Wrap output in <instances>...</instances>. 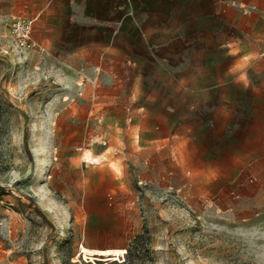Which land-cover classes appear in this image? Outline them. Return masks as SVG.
<instances>
[{
  "label": "rangeland",
  "instance_id": "rangeland-1",
  "mask_svg": "<svg viewBox=\"0 0 264 264\" xmlns=\"http://www.w3.org/2000/svg\"><path fill=\"white\" fill-rule=\"evenodd\" d=\"M8 6L0 264H264V25L230 18L248 5L130 0L112 34L33 33L26 57Z\"/></svg>",
  "mask_w": 264,
  "mask_h": 264
},
{
  "label": "crops",
  "instance_id": "crops-1",
  "mask_svg": "<svg viewBox=\"0 0 264 264\" xmlns=\"http://www.w3.org/2000/svg\"><path fill=\"white\" fill-rule=\"evenodd\" d=\"M10 3L4 9L7 18L14 15H23L34 20V35L42 36L43 33L59 32L60 28H77L82 33L102 32L113 33V25L120 23L123 27L125 20L128 21V8L130 0H0ZM248 5L247 10L231 12L239 15L247 21L250 31L248 35L256 34L257 23L264 25V9L256 4L258 0H238ZM264 2V0H263ZM254 8V9H253ZM242 11V12H241ZM57 23L52 24V20ZM61 20H67L65 25ZM237 27V26H236ZM55 28L57 30H55ZM43 50L44 41L41 40ZM264 138V130H262ZM258 159V158H257ZM261 159H264L261 158Z\"/></svg>",
  "mask_w": 264,
  "mask_h": 264
},
{
  "label": "built area",
  "instance_id": "built-area-1",
  "mask_svg": "<svg viewBox=\"0 0 264 264\" xmlns=\"http://www.w3.org/2000/svg\"><path fill=\"white\" fill-rule=\"evenodd\" d=\"M6 26L13 50L21 57H26L27 51L33 45L34 20L23 15H14L6 19ZM41 51V47L35 45L34 52L40 55Z\"/></svg>",
  "mask_w": 264,
  "mask_h": 264
}]
</instances>
